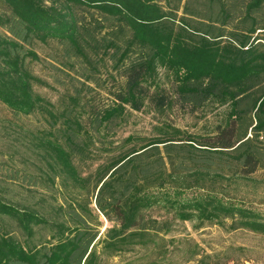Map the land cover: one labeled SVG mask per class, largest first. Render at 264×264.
I'll list each match as a JSON object with an SVG mask.
<instances>
[{
	"label": "trees",
	"instance_id": "obj_1",
	"mask_svg": "<svg viewBox=\"0 0 264 264\" xmlns=\"http://www.w3.org/2000/svg\"><path fill=\"white\" fill-rule=\"evenodd\" d=\"M0 27L6 31L0 32V102L16 114L43 112L53 126L65 118L45 139L33 136L51 160L47 178L95 190L96 206L111 224L100 234L78 212L91 214L89 199L46 215L0 196V264H104L142 249L157 257L141 264H161L175 243L166 235L176 221L264 235V203L233 197L219 185L264 169V0H0ZM54 39L89 63L113 50V99L90 111L92 130L81 113L57 114L34 88L43 80L27 66L28 57L39 58L27 46ZM72 100L71 112L82 109ZM223 107V121L205 136L171 119ZM130 111L157 115L156 134L146 141L128 135L130 149L84 176L77 162L93 156L95 135L108 136ZM7 176L19 180L18 173ZM26 180L36 184L31 175ZM7 218L25 240L11 233ZM37 228L49 229V236L36 241Z\"/></svg>",
	"mask_w": 264,
	"mask_h": 264
},
{
	"label": "rangeland",
	"instance_id": "obj_2",
	"mask_svg": "<svg viewBox=\"0 0 264 264\" xmlns=\"http://www.w3.org/2000/svg\"><path fill=\"white\" fill-rule=\"evenodd\" d=\"M45 1L51 4L52 1L57 0ZM94 13L97 19L103 21L99 13ZM86 17L88 18L89 15ZM104 24L109 25L107 22ZM0 32L5 34L6 31L0 27ZM27 47L36 51L39 57L27 58L28 68L43 80V83L34 85L36 92L48 99L53 104L52 109L60 115L68 109L71 110L72 99L78 98L82 109L73 112L69 110L66 117L81 113L80 119L84 127L92 130L94 115L90 114V111L103 109L111 104L113 99L109 92L113 88L109 76L115 73L113 50L108 54L92 55L93 60L89 63L83 57L76 55L73 50L70 51L68 45L59 40H49L46 43L36 40ZM160 74L167 82L166 71L160 69ZM226 111L227 107L208 109L205 115L195 116H181L178 112L171 119L178 127L205 136L213 133L214 127L223 121ZM64 119L61 116L58 124L53 126L50 124L52 121L50 117L43 112L30 115L16 114L0 102V196L19 206L40 210L46 215H51L47 214L51 210L60 211L61 206H67L73 199H78L82 203H86V199H89L92 201L91 214H85L80 208L78 212L102 234L111 224L96 206V191L91 189L90 192L85 193L84 190L73 185L65 187L62 179H57L56 184H52L47 178V174H53L47 162L51 160L46 150L34 145L36 139L33 136L45 139L50 132L62 129ZM159 122L158 116L149 111H130L124 118L115 120L108 131V136L103 132L101 135H95V145L91 146L93 156L80 163L77 162L79 158L76 159L81 173L88 176L100 163L115 159L122 152L130 149L132 145L124 141L130 134L138 135L141 140L146 141L143 138L148 139L156 134L153 127ZM99 136L106 142H97ZM81 137L88 139L86 133ZM81 137L78 140H82ZM104 146L112 150L107 152ZM9 173H18L19 180L9 178L7 176ZM27 175H31L36 184L27 183ZM220 183V188L228 191L233 197L264 203L263 168H259L248 177L241 176ZM65 219L69 224H74L70 216L67 215ZM5 223L11 233L20 240H25L26 234L18 228L15 220L7 218ZM37 229L34 236L36 241L41 238L46 239L50 234L49 229ZM166 239L176 240L174 245H170V251L161 264H205L201 262L205 256L208 257L205 258L207 264H264V235L250 230L229 232L218 225L197 227L191 221H176L171 232L166 235ZM149 250L142 249L138 253L107 258L104 264L130 262L141 264L152 257L154 259L157 257V253L153 254Z\"/></svg>",
	"mask_w": 264,
	"mask_h": 264
}]
</instances>
